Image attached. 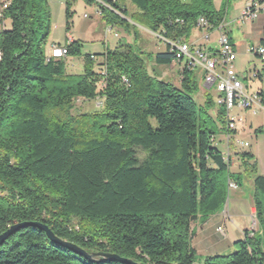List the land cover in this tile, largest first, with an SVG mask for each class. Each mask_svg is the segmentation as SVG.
<instances>
[{"label": "trees", "instance_id": "16d2710c", "mask_svg": "<svg viewBox=\"0 0 264 264\" xmlns=\"http://www.w3.org/2000/svg\"><path fill=\"white\" fill-rule=\"evenodd\" d=\"M88 1L97 3L107 25L136 37L143 27L181 42H190L199 17L217 26L226 14L214 0H130V9L121 0H101L123 18ZM5 17L12 27L0 33V234L17 223L42 222L91 253L140 264H197L193 224L222 212L232 183L249 179L258 228L245 231L236 251L201 264H264V176L250 152L240 154L247 178L231 172V155L214 141L236 129L228 128L213 88L204 86V103L196 100L197 71L185 67L176 85L150 73L143 50L122 44L107 49L102 64L87 54L83 73L69 74L66 58H50L48 0H11ZM68 52L80 53L79 43ZM174 58L168 44L154 56L162 64ZM81 99L101 105L74 114ZM48 261L126 264L89 261L36 226L0 247V264Z\"/></svg>", "mask_w": 264, "mask_h": 264}, {"label": "rangeland", "instance_id": "374dc122", "mask_svg": "<svg viewBox=\"0 0 264 264\" xmlns=\"http://www.w3.org/2000/svg\"><path fill=\"white\" fill-rule=\"evenodd\" d=\"M215 5L219 8L227 10L229 4L228 0H224L223 6L222 0H214ZM243 0H231L232 9L239 6ZM49 8L51 11V42L53 44H66L67 35H71L80 45V53L66 58V70L69 74H81L84 71V57L87 54L96 55L95 62L102 64L105 61V53L107 49L115 50L120 45L131 44L135 50H143L145 57L148 60V68L151 74L156 77L172 82L176 85L181 84V65L170 66L168 63H157L154 60V56L161 52L167 51V43L164 42L156 34H149L144 31L143 27L138 30L137 37L134 32H127L124 28L116 26L112 32L107 33L103 18L98 14V5L94 1L88 0H48ZM120 5H131L130 0H121ZM230 5V4H229ZM235 13L234 9L231 11ZM70 24V28L68 25ZM12 27V20L6 18L4 25L0 24V33L3 30L10 29ZM115 33L118 35L116 36ZM206 33L197 29L193 30L190 37V42H216L219 36L217 31L212 33L210 39L205 38ZM217 44V43H215ZM205 46V44H204ZM149 55V57H148ZM151 56V57H150ZM256 62L260 64L258 58H255ZM243 58V64L246 63ZM242 65V66H243ZM98 65V69H99ZM184 68V66H183ZM197 80L200 83V92L198 93L196 100L199 103L205 101V90L200 71L197 72ZM244 74V71L242 72ZM246 85L252 86V89L262 88L264 89V82L260 80L247 81ZM214 101L217 102V93L213 89L211 91ZM98 102L94 100H79L76 102V106L73 109L74 114L93 112L98 109ZM231 116L234 117L236 124V132L231 133L228 137L226 132H219L215 137V145L226 154L228 158L229 154L232 157L231 172L235 174H241L247 178L245 168L242 164L240 154L243 152H250L254 154L256 161V170L258 174L264 176V111H255L253 109L241 110L239 108H233L231 110ZM240 142H248V146H241ZM230 145L228 150V145ZM230 152V153H229ZM253 182L252 180H244L242 186H237L236 183H232L230 188L228 204L222 210L224 213L229 209L230 221L229 225L233 228L240 227L241 229H257L258 222L255 216H252L250 206L253 197ZM228 206V207H227ZM238 212L234 211L238 208ZM195 224V223H194ZM227 230L226 226H223L221 230ZM236 251V249L231 252ZM47 264H60L57 261H48ZM199 264V263H198Z\"/></svg>", "mask_w": 264, "mask_h": 264}, {"label": "built area", "instance_id": "2783aa9c", "mask_svg": "<svg viewBox=\"0 0 264 264\" xmlns=\"http://www.w3.org/2000/svg\"><path fill=\"white\" fill-rule=\"evenodd\" d=\"M105 6L111 8L123 18L126 16L122 12L112 7L110 4L98 0ZM11 0H0V24L4 25L6 21L5 11L10 6ZM264 9V0H250L242 10L239 21L255 20L260 12ZM101 13V12H100ZM181 21V20H179ZM114 26L108 25L106 27V34L113 31ZM197 29L206 33L205 38L210 39L212 33L217 31L219 33L218 49H212L208 46H203L198 42H181L166 38L158 33L156 34L164 42L170 46L171 52L175 53L174 62H184V68L193 70H201L203 73L204 86L213 88L217 91V104L220 107H225L227 110L228 128L230 130L236 129L234 117L231 116L233 108L241 110L253 109L255 111H264V93L261 89H252L251 85H246L245 80L254 81L260 80L264 82V37L261 43L252 45L249 52L260 59V65H254L241 74L236 69L237 50L235 44L230 38V34L226 28L225 20L219 25H214L210 20L201 16L197 20ZM117 35V33L115 34ZM74 37L67 36L66 44H53L50 52V58L60 59L68 57V45L73 43ZM2 59V52L0 51V61ZM106 74V69L100 71ZM125 83H129L127 77H123ZM98 105L101 102L98 101ZM98 106V107H99ZM241 146H248V142H240ZM252 216H257L256 207L251 209ZM252 230V229H251Z\"/></svg>", "mask_w": 264, "mask_h": 264}, {"label": "crops", "instance_id": "0c3cea01", "mask_svg": "<svg viewBox=\"0 0 264 264\" xmlns=\"http://www.w3.org/2000/svg\"><path fill=\"white\" fill-rule=\"evenodd\" d=\"M228 2L230 5L228 4L227 6V10H226L225 18H224L225 25L230 34V38L232 42L235 44V47L237 50V59L235 62L236 69L239 73L243 74L242 73L243 71L244 72L247 71L248 69L252 68L254 65H260L255 60V58H258V57L250 53L249 48L252 45H257L261 43L264 37V9L260 12L259 16L255 20H252V21L246 20V21L240 22L238 19L241 16L242 10L248 4V2H250V0H243V2L239 6L237 7L235 6L233 8L235 11L234 14L231 13V11L233 10L231 7V0H228ZM223 4H224V0H222L221 5L223 6ZM123 7L130 9L131 5H123ZM216 7L218 9H222V8H219L218 6ZM97 12L98 14L101 12L99 7H98ZM99 15L103 18L102 13H100ZM107 26L108 25L105 23V27ZM144 31L149 34H154L145 28H144ZM68 35H71V33H68ZM106 38H107V34H106ZM216 40H217L216 42L208 41V42H205L204 44L212 49H218L219 43H218V39ZM198 43H202V42H198ZM243 58H245L246 61H248L244 63V65L241 64L243 63ZM258 60L260 61L259 58ZM169 65L170 66L181 65L180 74L182 77V74L184 71V68H183L184 62L175 63L173 61ZM195 71L197 72L200 71L202 74V79H203L202 71L201 70H195ZM203 84H204V81H203ZM258 89H261L264 93V89L262 88H258ZM251 194H252V191H251ZM252 202H253V199H252ZM252 207H254L253 204L250 206V211ZM238 209H239V206L234 211L238 212ZM230 215L231 214L228 209L224 213L220 212V213H217L209 217L205 222H197L193 224L195 234L193 236L192 245L196 250L197 256L199 257V262H198L199 264H201L202 258L206 256L232 253L231 251L236 249L235 243L239 240L244 239L245 231L248 230L249 228L247 226L244 229H241L240 227H237V228L231 227V225H229L230 221L228 220L229 219L228 216L230 217ZM223 226L227 227L226 231H224V229L221 230Z\"/></svg>", "mask_w": 264, "mask_h": 264}, {"label": "water", "instance_id": "95a60500", "mask_svg": "<svg viewBox=\"0 0 264 264\" xmlns=\"http://www.w3.org/2000/svg\"><path fill=\"white\" fill-rule=\"evenodd\" d=\"M26 226H36L40 228L41 230L45 231L48 238L53 241L54 243L64 246L82 256L87 258L89 261L92 262H101V261H117L122 262L126 264H140L138 262H135L132 259L122 257L119 254L116 253H110V252H88L84 248L78 246L77 244H74L66 239H63L59 236H57L53 230L46 224L42 222H22L12 225L7 231L0 234V247L5 243V241L14 233H16L18 230L26 227Z\"/></svg>", "mask_w": 264, "mask_h": 264}]
</instances>
